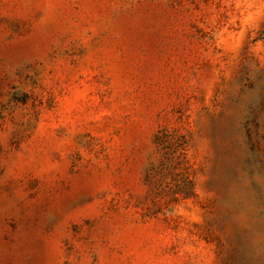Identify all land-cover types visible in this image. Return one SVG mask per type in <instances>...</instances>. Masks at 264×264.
Segmentation results:
<instances>
[{
  "label": "rangeland",
  "instance_id": "1",
  "mask_svg": "<svg viewBox=\"0 0 264 264\" xmlns=\"http://www.w3.org/2000/svg\"><path fill=\"white\" fill-rule=\"evenodd\" d=\"M0 264H264V0H0Z\"/></svg>",
  "mask_w": 264,
  "mask_h": 264
}]
</instances>
